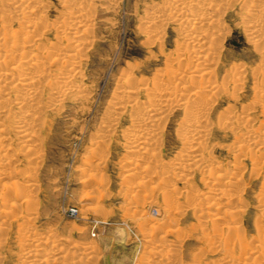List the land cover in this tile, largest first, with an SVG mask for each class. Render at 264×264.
<instances>
[{
    "label": "bare ground",
    "instance_id": "1",
    "mask_svg": "<svg viewBox=\"0 0 264 264\" xmlns=\"http://www.w3.org/2000/svg\"><path fill=\"white\" fill-rule=\"evenodd\" d=\"M57 1L62 5L63 13H60L57 22L50 24L46 19L48 0H0V254L6 244V238L4 237L8 235V231L12 228L13 223L11 224V221L20 217H16L18 212L15 213L14 211H19L20 214L22 204L25 202H22L19 197L21 201L19 203L16 201V196L18 193H22V190L26 193L28 191L27 188L34 186L33 179H29L25 182L26 185L21 187L20 191V184L17 180L18 176L21 175H18L16 170L12 172L7 170L11 168L10 166L14 167L13 162L16 161V158L13 159L14 156L12 157L14 153H8L13 151V141L10 140V135L12 133L17 135V139H20L18 143L21 144L19 145L21 150L23 148L26 151L25 153H29L26 156L30 161L28 163L31 166L36 165L39 158L37 153L40 152L41 148L39 137L42 132L44 117L47 111L59 110L57 108L71 94L74 87V76L77 73L76 69L80 63L81 54H83L81 51L90 41V39L88 40V37H91L89 33L92 34L93 32H89L91 27H89V23L92 19L90 15L92 10L90 11L89 9L90 5L92 6L91 0ZM235 3H239L242 6L243 10L241 12H244L243 17L247 19L243 23L248 24L247 37L249 42L261 47V57L262 61H264V0H168L165 5L156 6V9L153 10L150 9L152 11L151 13L149 11L151 17L149 13H147L148 15L146 14V16L150 17V20L148 18L149 22L145 24H147L146 26H148L147 28L150 29V32H156L155 37H158L159 33L161 34L159 29L162 25H166L168 22L175 24L182 41L177 48L176 55H173L174 57L171 56V59L168 57L170 60L168 58L165 60H169L170 63L175 62L178 65L177 70L170 64L171 66L169 65L165 69V74L163 71L161 75L155 76V74L154 78L152 76L153 79L151 81L147 80L148 78L146 80L145 78L142 79L143 77L141 80H136L130 75L123 77L118 95L114 98L115 102L112 103V110L108 113L109 115L107 114L106 124L108 126H106L111 127L112 123L115 124L116 122L114 117L122 114L120 110L129 109L127 113L130 127L127 132V141L124 144L127 145L126 148L130 152L138 153V158L141 157L144 160L140 165H132L134 167L129 171L127 170L128 173L125 172L128 177L142 178L138 184L135 183V186H129L130 188L128 187L127 191H124L128 196L134 198L133 204L135 200L134 209L130 212L135 211L136 213L140 204L145 206L143 203L145 199H142L140 189L145 185V181L146 185L150 183H147V177L150 179V177L154 178V176H157V181H159L158 185L156 184L157 187L155 184L154 186L158 189V192L160 191L161 203L157 202L156 197H151L150 200L146 201H149L150 207L158 208L161 218H155L157 221H152L149 218L150 215H143L144 212L141 213L139 211L137 212L141 213L140 217L131 216L134 221L140 222L142 220L146 222H143V224H152V228L154 227L153 225L157 228H154V230L151 228L152 232L149 230L148 233L143 232L139 235V238L143 237L141 242L150 246V256L155 260L153 264H183L181 250L179 249L183 237L180 233L181 230H178L175 227L176 224L173 223L180 220V217L188 210L193 212L197 223V227L190 224V230H192L190 233L194 232L196 235V238H194L202 247V249L199 248L200 256H203V254L219 255L221 257L217 258L218 264H264V215L256 220V237L252 238L251 241H249L250 239L247 240L246 234L244 235L245 231L243 232V226L240 225L242 213H244L239 205L242 200L235 193L239 191L242 179L235 178V173H229L221 167L220 163L214 161L212 155L209 156V153L205 154V152H208L207 141L210 136L208 125L211 122L209 111L214 101L212 97L215 98L222 90L221 86H225L216 83L214 79L217 71L215 72V68L212 67L216 62L218 39L220 36L222 37L223 32L221 30L224 29V21L220 14L226 13ZM52 32L56 36L55 40L50 41L47 39V35ZM175 43H178V41ZM260 50L258 51L260 52ZM258 51L256 52L258 53ZM261 66L262 68L258 67L263 75L264 62ZM260 69L258 70L260 71ZM234 73L235 71L229 76V81L241 84L244 74L242 75L241 73L242 76H240L239 72ZM262 75L261 79L264 78V75ZM258 92H260L258 94L260 98L264 99V87ZM214 94L216 95L213 96ZM139 97H143L144 101H140ZM252 104L255 105L256 101ZM262 104L261 106L264 107ZM230 109L227 110L230 111ZM175 110H180L183 113L181 126L178 127V131L180 128L178 136L183 143V148L180 156H178L180 158L175 163H164L161 159L159 148L163 142V131L160 125ZM217 117L220 118L221 116L217 115ZM231 118L224 119L221 124L224 129L231 130L235 129V127L239 128V126L241 129L244 128V133L241 135L240 132L237 135V137L239 136L238 138L233 136L239 140L237 153L234 154L244 157L246 156L243 154L244 152L242 154L240 152L242 149L245 151L244 149L258 148L263 145L264 127L261 128L262 130L256 131L251 127L253 122L249 117L243 118L244 120L239 119L237 122ZM134 153L133 155H135ZM14 155L17 154L15 153ZM136 157L134 156V158ZM90 168H92V164ZM235 170L237 172L240 169L238 167ZM196 172L202 175L200 176L202 177L203 188L206 189L203 192L193 189L194 186L191 184L190 178ZM29 174L28 176L31 178L33 175ZM146 178L147 180H144ZM136 179H134L135 182ZM174 180L183 182L181 190L176 187L177 184L173 182ZM147 187H143L144 190H147ZM149 189H151L150 186ZM147 191H150L152 195L154 193L151 190ZM151 194L150 196H152ZM141 201L143 202L141 203ZM32 202H28V204L34 205ZM262 207L264 208V197L262 199ZM218 209L221 211L215 212ZM147 213L145 212V214ZM150 217L154 218L156 216ZM201 217L205 218L203 219L204 221L200 220ZM29 219H31V216L25 217L23 221L27 222ZM164 221L168 225L162 224ZM16 223L19 222L17 221ZM23 224L28 226V223ZM25 226L23 225V227ZM21 227H19L21 230L15 231L17 233L21 231L19 232L21 236L19 247L21 252H23L24 264H42L49 261V259L57 260L56 258L59 257L60 253V251L58 253V248L56 250L44 249L48 245L47 239H40L39 235L35 233L36 231L34 232V230L30 229L31 227L29 229L26 228L25 231ZM164 227L169 229L166 233L164 232L166 236H170L175 240H168L165 235L158 236ZM20 236L18 237L19 239ZM86 245H71L72 253L75 252L78 255L77 260L91 261L92 257H95L93 255L95 254V245ZM149 253L147 252V254ZM38 255L41 256L40 259L37 258ZM0 256L2 258V255ZM142 256L144 257V255ZM63 257H60V259ZM194 258H192L195 260L193 264H206L205 262L203 263V259L201 261L199 258H196L197 260ZM208 262L212 263L213 261Z\"/></svg>",
    "mask_w": 264,
    "mask_h": 264
},
{
    "label": "rangeland",
    "instance_id": "2",
    "mask_svg": "<svg viewBox=\"0 0 264 264\" xmlns=\"http://www.w3.org/2000/svg\"><path fill=\"white\" fill-rule=\"evenodd\" d=\"M48 1L46 19L48 23L53 24L57 22L60 13H63V7L57 0ZM167 1L91 0L92 6L90 5L89 9L90 11L92 10V14H90L92 19L90 17L89 27H91L88 29L89 32H93L92 34L89 33L91 37H88V40L90 39L87 43L88 45H85L84 49L82 48L83 51L81 52L83 54H81V60L76 69L77 76H74V87L71 94L57 108L59 110L47 111L44 117L45 120H43L44 124H42L43 128L39 137L41 148L40 152L37 153L39 158L36 165L31 166L28 163L29 159L26 156L29 153H25L26 151L23 148L21 150V146H19L21 144L18 143L20 139H17V135L14 133L10 135V140L13 141V151L8 153H16L17 155H12V157L14 156L13 159L16 158V161L13 162L14 167L10 166L11 168L9 167L10 169L7 170L10 172L16 170V172L18 171L17 174L21 175L18 176L17 180L20 184L19 190L26 185L25 182L29 179H33L34 186L27 188L28 193H24L22 190L24 194L20 192L22 194L20 195L17 192L16 201L19 203L21 201L25 202L20 209L21 215L19 211H14L15 213L18 212L17 215L15 214L16 217H20H17L18 220L15 218V220L11 221V224L13 223L12 228L8 231V235L4 237L6 238V244L0 254L2 255V258L0 256V264H24L23 252H21L19 247V242H21L19 232L21 231H18V233L15 231L21 230L19 228L21 226L24 231L26 228L29 229L31 227L30 229L34 230V232L36 231L35 233L39 235L40 239H47L48 245L44 249L56 250L58 248V253L60 251L59 257L56 258L57 260L53 259L54 261L49 259V261H46L48 264H135L136 261H138L136 264H142L144 261L147 262H144L145 264H153L155 261L150 256V246L141 242L143 237L140 236L141 238H139V235L143 232L148 233L149 230L152 232L151 230L156 228L155 225L152 228V224H143L144 221L142 220L140 222L134 221L131 216L134 215L137 218L144 212L143 215L156 216L154 218L149 216L152 221H157V218H161L158 208L156 207V210L155 207H150L149 201H146L150 200L151 197H156L157 202L161 203L160 191L158 192V189H156L159 182L157 181L158 178L154 176V178L150 177V179L147 177L148 180L147 178L144 179L147 180V183L150 182L146 185L145 181V185L148 186L147 190H151L154 193L152 195L146 189L145 192V185L143 186L144 188L141 187L140 193L142 194V199H145L141 203L143 202L145 206L140 204L136 213L135 211L130 212L134 209L135 200L133 204L134 198L128 196L125 192L129 186H135L142 178L128 177L126 173L134 167L132 165H140L144 160L141 157L138 158V153L130 152L126 148L127 145L124 144L127 141V132L130 127L127 113L129 109L120 110L122 114L114 115L116 122L114 120L115 124L112 123L111 127H107L106 118L112 110L111 106L115 102L114 98L118 95L123 77L130 75L136 80H141L143 77L142 79L145 78L146 80L148 78L147 80L151 81L155 74V76L161 75L163 72L165 74V69L170 64L177 70L178 65L175 62H169L171 56L174 57L173 55H176L177 48L182 41L175 24L168 22V24L162 25L159 29L161 34H158L157 31L158 37L154 36L156 32L151 31V33L150 29L147 28L148 26H146L151 17V10L156 9V6L165 5ZM239 6H241L239 3H235L226 13L220 14L224 21V29L221 30L223 32L222 37L220 36L218 39L216 62L212 67L215 68V72L217 71L214 79L216 83L225 86H221L222 90L218 94L216 93L217 95H213H216L215 98L212 97L214 101L209 111L211 122L208 125L211 138L209 136V143L207 141L208 152H205V154L209 153V156L212 155L214 161L220 163L223 169L229 173H235L234 176H237L235 178L242 179V182L240 181L241 186H239L240 192L236 191L235 193L242 200V204L240 203L239 205L242 207L241 211L244 212L242 213L240 225L243 226L244 235L246 234L245 237L247 236L246 239L251 241L252 238L256 237V220L264 215V208L262 207V199L264 197V147L262 146H264V143L258 148L252 147L244 149L245 151L242 149L240 151L241 154L244 152L243 154L246 156H238V154H234L237 153L236 150L239 145V140H237L239 136L237 137V135L240 132L242 135L244 128L242 130L240 126L239 128L235 127L236 130L233 128L234 130L231 129L232 132L230 129H224L221 126L226 118L230 119L232 117L231 119L237 122L239 119L249 117L253 122L251 123L253 130L260 131L264 127V107L261 106L264 103V99H261L258 95L260 94L258 91L264 87L262 86L264 85V78L261 79L260 69L264 62L261 57L262 50H260L261 47L259 45L249 42L247 37L248 24L243 23L247 19L243 17L244 12H241L243 10L242 6ZM147 13H149L150 17L146 16ZM161 29L162 31H160ZM54 34L53 32L48 34L47 39L50 41L55 40L56 35ZM176 40L178 43H175L177 42ZM165 56L167 57L165 58ZM167 58L169 60H165ZM158 70L160 71L158 72ZM234 71L235 73L239 72L240 76L244 74L241 84L229 81V76ZM139 98L140 101H144L143 97ZM255 101L256 104H252ZM262 105L264 106V104ZM227 109H230V111ZM182 114V111L175 110L160 125L163 131V142L159 148L161 159L164 163H175L180 158L178 156H180L183 143L179 140L178 133L180 128L178 131V127L181 126ZM217 115L221 117L219 118ZM105 138L107 139L105 140ZM14 145L18 146L15 147ZM134 156L137 157L134 158ZM88 163L90 166H88ZM255 163L258 164L255 165ZM91 164L92 168H90ZM237 166L240 170L236 172ZM253 171H255V174ZM29 173L33 175L31 178H29ZM200 175L201 173L198 172L192 175L190 179L194 187L191 186L193 189L203 192L206 189L203 188L202 175ZM134 179H136V182ZM173 182L177 184L176 187L179 190L182 189L183 182L181 180H174ZM149 186L151 189H149ZM124 194L125 196H123ZM147 194L148 196H146ZM154 200L156 201L155 198ZM28 202H32L34 205H29ZM220 211L218 209L215 212L218 213ZM145 212L148 213L145 214ZM130 213L132 214L129 215ZM30 216V221H23L25 217ZM204 217H201L200 220L204 221ZM17 221L19 223H16ZM22 223H28V226L23 224L25 226L23 227ZM19 224L21 225L18 226ZM162 224L167 223L164 221ZM173 224H176L175 227L178 230L182 231L184 229L183 231H185L184 233L180 231L183 237L180 236L182 242L179 247L182 262L183 264H193L195 260L192 258L198 259L201 254L199 248L202 249L195 239L196 235L194 232L190 233L192 231L190 230V224L191 226H196L197 224L193 212L190 210L186 211L180 217V220L175 221ZM142 225L146 226L142 227ZM168 230L164 227L158 236H166L165 233ZM19 236L20 239L18 238ZM166 238L171 241L175 240L170 236H166ZM75 244L78 246H85L86 244V246H92L94 244L95 254L93 255L95 257H92L91 261L77 260V253L75 254V252L72 253L71 251L72 246H75ZM41 256L38 255L37 258L40 259ZM149 256L150 258L148 259ZM60 257L63 258L60 259ZM220 257L216 254H203L199 260L202 261L203 259V263L205 262L206 264H212L213 262V264H216ZM208 261L213 262L209 263Z\"/></svg>",
    "mask_w": 264,
    "mask_h": 264
}]
</instances>
